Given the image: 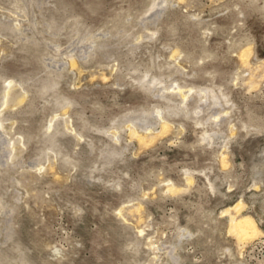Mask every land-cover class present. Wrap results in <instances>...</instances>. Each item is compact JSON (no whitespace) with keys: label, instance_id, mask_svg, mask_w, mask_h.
Wrapping results in <instances>:
<instances>
[{"label":"rangeland","instance_id":"1","mask_svg":"<svg viewBox=\"0 0 264 264\" xmlns=\"http://www.w3.org/2000/svg\"><path fill=\"white\" fill-rule=\"evenodd\" d=\"M0 264H264V0H0Z\"/></svg>","mask_w":264,"mask_h":264},{"label":"bare ground","instance_id":"2","mask_svg":"<svg viewBox=\"0 0 264 264\" xmlns=\"http://www.w3.org/2000/svg\"><path fill=\"white\" fill-rule=\"evenodd\" d=\"M246 58L247 57L245 56V53L240 55V60L242 61V63L246 64V61L248 59V58L247 59ZM72 64H74V62H72ZM165 126H167V123L163 122L161 129L165 128ZM158 132H155V133L139 132L135 129H130L129 135L131 138L135 139L139 144H143L146 141H148L149 139L153 138L155 136V134ZM169 189H172V186H170L168 188V190ZM241 204H242V202L237 201L235 204L226 208L222 212L230 214L229 231H230V233L232 232L234 234L238 243L243 244L248 239H252V238L262 236L263 232L261 231L257 222L250 215L244 214L241 212V208H242ZM232 209H236L238 211V213L235 216L231 214Z\"/></svg>","mask_w":264,"mask_h":264}]
</instances>
